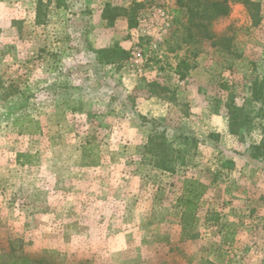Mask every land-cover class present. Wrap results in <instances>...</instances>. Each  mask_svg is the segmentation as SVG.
<instances>
[{"label":"rangeland","instance_id":"obj_1","mask_svg":"<svg viewBox=\"0 0 264 264\" xmlns=\"http://www.w3.org/2000/svg\"><path fill=\"white\" fill-rule=\"evenodd\" d=\"M190 11L210 38L190 34ZM115 45L131 51L120 70L94 54ZM138 114L199 143L175 140L162 170ZM254 145L264 154V0H0V264H264Z\"/></svg>","mask_w":264,"mask_h":264},{"label":"trees","instance_id":"obj_2","mask_svg":"<svg viewBox=\"0 0 264 264\" xmlns=\"http://www.w3.org/2000/svg\"><path fill=\"white\" fill-rule=\"evenodd\" d=\"M215 6H221L220 3H214ZM222 7V6H221ZM43 4L40 1L37 6V19L40 22L41 19V12H42ZM191 18L188 21V30L191 34V26H196L201 28L204 32L205 36L209 37V33L207 31V26L204 24H198L194 22V14L190 11ZM228 14V9L222 12L221 15L226 16ZM117 18V16H111L107 14V11H104L103 19L106 21L113 22ZM136 26V22L130 18L129 20V28H134ZM96 61L100 65H109L116 67L117 70L122 68V65L125 61H128L131 58V51L125 50L119 45H115L111 48L107 49H100L94 52ZM185 66L187 69L189 68L188 65L185 64V61H181L178 67L175 70L177 76L180 79H184L187 77L188 72H183L181 66ZM137 97L128 96L127 100L130 101L134 106L136 103ZM137 117L140 121L144 124L150 123L151 124V132L148 136V143L145 146V152L149 154L153 161L154 165L162 170H169L171 169V164L181 157L183 150L181 148H176L174 145L175 140L179 139L178 145L185 146L187 148H191L196 146L199 143L198 138L194 134L191 133H184L174 132V137L171 139L168 136V129L165 126L164 119H149L146 116L138 114ZM229 127L230 133L232 135H242V129L247 125L248 118L242 114L241 109L234 108L229 114ZM164 125V126H163ZM162 126V127H161ZM177 131V130H175ZM217 134H210L209 138L218 139ZM251 157L256 160L264 159V154H262L261 146H251ZM223 167L226 169H233L235 167V162L232 159L226 160L223 164Z\"/></svg>","mask_w":264,"mask_h":264},{"label":"crops","instance_id":"obj_3","mask_svg":"<svg viewBox=\"0 0 264 264\" xmlns=\"http://www.w3.org/2000/svg\"><path fill=\"white\" fill-rule=\"evenodd\" d=\"M135 87L132 86L131 89ZM159 99H143L139 98L138 99V110L140 113L146 116H151V117H160L163 114L160 113L159 111Z\"/></svg>","mask_w":264,"mask_h":264}]
</instances>
